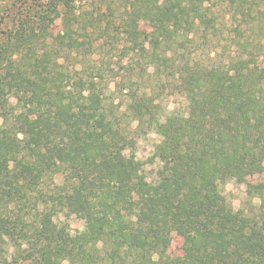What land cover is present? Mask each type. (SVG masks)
I'll use <instances>...</instances> for the list:
<instances>
[{
  "label": "trees",
  "instance_id": "obj_1",
  "mask_svg": "<svg viewBox=\"0 0 264 264\" xmlns=\"http://www.w3.org/2000/svg\"><path fill=\"white\" fill-rule=\"evenodd\" d=\"M263 164L264 0L0 2V264H264Z\"/></svg>",
  "mask_w": 264,
  "mask_h": 264
},
{
  "label": "rangeland",
  "instance_id": "obj_2",
  "mask_svg": "<svg viewBox=\"0 0 264 264\" xmlns=\"http://www.w3.org/2000/svg\"><path fill=\"white\" fill-rule=\"evenodd\" d=\"M3 0H0L2 2ZM110 54V53H108ZM115 56L111 58L112 63L115 61ZM112 66H115L114 64ZM176 99L169 96L164 100V110L167 112L172 109V106L176 104ZM158 140V136L153 132H148L147 134L138 138L136 155L140 159H145L153 149V144ZM147 175L150 177L154 173V166L148 164ZM264 178V164L263 170L259 173H255L252 176L247 177L249 182H256L262 180ZM223 193L225 194L227 200L231 203V205L237 209L239 207L247 208L251 206V204H255L256 200L252 199L250 203H248L245 195V184H238L234 181H229L223 185ZM70 228L72 232L80 230L83 228V223L81 220L71 217L69 219ZM165 251L174 255H179L182 253V238L176 234H173L172 240L165 247Z\"/></svg>",
  "mask_w": 264,
  "mask_h": 264
}]
</instances>
